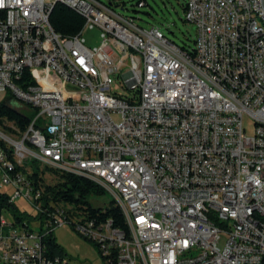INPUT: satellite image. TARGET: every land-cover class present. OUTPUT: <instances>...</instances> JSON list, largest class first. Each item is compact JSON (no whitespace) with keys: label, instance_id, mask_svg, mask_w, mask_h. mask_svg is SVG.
I'll return each mask as SVG.
<instances>
[{"label":"built area","instance_id":"built-area-1","mask_svg":"<svg viewBox=\"0 0 264 264\" xmlns=\"http://www.w3.org/2000/svg\"><path fill=\"white\" fill-rule=\"evenodd\" d=\"M57 3L84 18L79 35L54 33ZM113 5L0 0V96L35 113L24 132L12 122L0 126V191L43 214L25 228L1 210L0 264H69L45 245L66 225L108 264H264L260 0H184L192 49ZM95 28L102 43L90 48L83 31ZM34 167L42 179L48 168L98 185L121 210L130 238L110 220L70 216L68 205L44 208Z\"/></svg>","mask_w":264,"mask_h":264},{"label":"trees","instance_id":"trees-1","mask_svg":"<svg viewBox=\"0 0 264 264\" xmlns=\"http://www.w3.org/2000/svg\"><path fill=\"white\" fill-rule=\"evenodd\" d=\"M140 3H142V7L146 6L145 0H137L135 6L138 7ZM182 8L184 11V5ZM151 10L154 14H157L154 9ZM148 15L152 16L149 13ZM49 23L55 34L63 38H69L80 34L84 28L85 20L75 10L57 3L50 12ZM13 103L0 101V126H3L4 121H8L16 124L20 132H24L35 113H21ZM49 171L58 175V182L54 185L44 183L39 176L38 167H34L30 177L33 180L35 190L42 192L40 202L44 208L68 205L72 208V215L68 211L70 216L80 218L83 222L94 221L96 225L110 220L113 229L123 233L126 239L130 238L129 227L123 218L121 210L114 202H110L105 208H99L92 206L88 201L91 195L101 196L104 194V191L98 185L82 177L60 173L53 169H49ZM4 208L10 210L14 220L25 228L29 227L28 223L24 221L27 217L31 218L30 221H34L36 218L38 220L43 218L42 213L28 216L25 212L19 211L15 204L9 203L8 195L0 191V214ZM81 238L91 242L97 248L92 241ZM45 245L49 256L62 257L64 255L63 249L56 243L52 234L45 238Z\"/></svg>","mask_w":264,"mask_h":264},{"label":"rangeland","instance_id":"rangeland-1","mask_svg":"<svg viewBox=\"0 0 264 264\" xmlns=\"http://www.w3.org/2000/svg\"><path fill=\"white\" fill-rule=\"evenodd\" d=\"M104 4L109 2L114 3L115 11L123 16L131 17L134 19V23L143 28L150 29L151 27L159 28L164 36L174 42L177 46L184 49H190L193 47V41L195 38V27L189 22L185 21L183 13L184 0H145L146 6L137 7L135 2L137 0H99ZM151 9H154L157 14H154ZM151 14L152 16L148 15ZM83 37L86 41V45L90 48H97L101 45L102 40L100 38V32L98 29H85L83 31ZM113 90L121 93L116 87ZM6 93L0 96V101H4ZM16 108L19 105L13 103ZM22 113L29 114L28 111L22 110ZM117 121V117H113ZM243 127L248 135L251 134L252 124L248 117H243ZM43 181L45 184L54 185L58 182V175L49 171L48 168H42ZM2 191L11 194L12 191L8 188L1 189ZM90 204L94 207L105 208L110 202H113V198L110 194L105 193L101 196L91 195L88 198ZM16 207L21 212H25L28 216H34L35 211L21 200L15 202ZM4 217L9 219L8 212L4 213ZM31 218L27 217L24 221L28 223L29 227H32ZM53 238L56 243L63 249L64 258H66L69 264H108L104 260L97 248L88 241L83 240L73 229L71 225L58 227L53 232ZM223 240L219 243L221 248Z\"/></svg>","mask_w":264,"mask_h":264},{"label":"water","instance_id":"water-1","mask_svg":"<svg viewBox=\"0 0 264 264\" xmlns=\"http://www.w3.org/2000/svg\"><path fill=\"white\" fill-rule=\"evenodd\" d=\"M260 3H261V7H262V10H263V14H264V0H260Z\"/></svg>","mask_w":264,"mask_h":264}]
</instances>
